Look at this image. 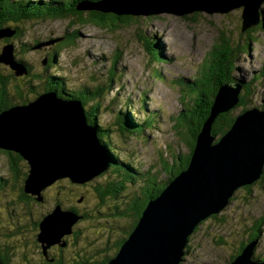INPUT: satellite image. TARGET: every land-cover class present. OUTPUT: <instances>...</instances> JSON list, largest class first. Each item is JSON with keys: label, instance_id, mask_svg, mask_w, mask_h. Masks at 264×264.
<instances>
[{"label": "rangeland", "instance_id": "rangeland-1", "mask_svg": "<svg viewBox=\"0 0 264 264\" xmlns=\"http://www.w3.org/2000/svg\"><path fill=\"white\" fill-rule=\"evenodd\" d=\"M109 2L120 9L127 8L126 11L135 10L139 19L109 28L89 21L82 23L74 16L15 21L22 30L18 35L0 38V54L4 46L12 44L16 58L29 63L32 74L40 75L33 81L38 90L43 89L49 76L58 75L64 78L70 89L82 91L89 87L101 92L96 114L90 110L93 102L92 105L85 104V113L87 120L89 114L95 116L99 130L89 122L90 119L88 123L96 129L105 148L106 144H111L119 162L129 164L145 179H158L160 182L171 176L168 168L176 164L175 156H186L190 151L185 140L188 131L185 126L181 128L178 125L182 121V112L195 109L186 85L198 75H203L207 53L221 35L229 38L238 49L242 47L235 75L245 82L255 79L249 91H242L243 85L240 92H248L247 109H264V2L260 23L246 31H242L243 8L228 12L204 9L178 14L180 11L176 5H159L153 8L159 12L158 15L149 17L144 14L146 9L138 12L148 3ZM88 6L91 5L79 3L77 7L86 10ZM9 24L3 28L7 33L6 27H14ZM73 31L78 33L72 45H57L58 40L60 42L65 35H72L69 33ZM53 52H58V59L56 65L51 66L47 57ZM115 58L118 60L116 65ZM0 75L10 80V92L14 95L17 94L16 86L24 88L28 83L27 73L17 75L9 64L3 62H0ZM236 83L239 82L230 84L235 87L238 86ZM237 107L235 113L240 114L244 106ZM147 115L151 116V123L139 133L131 134L127 130L123 133L117 125L121 118L132 129L130 117L134 124H141ZM101 130L106 133L100 137ZM114 165L85 184L76 183L70 187L67 182L57 185L60 183L57 180L43 189L44 201L34 200L33 205L26 209L24 204L16 202L18 191L10 184L8 155L0 154V177L7 181V185L10 184L0 190L2 250L15 255L13 261L16 263L27 259L35 264L41 263V248L37 246L35 228L30 222L40 220L45 212L54 209L57 201L63 208L75 207L90 216L77 224L79 233L69 237L63 251L59 252L54 246L51 254L72 263L107 249L132 223L131 216H119L115 209L127 207L142 197L143 179L127 187L125 185L114 196H107L104 200L99 198L97 189H105L115 182L114 174H110V170L115 169ZM259 180L251 190L238 188L218 218L207 219L197 231L194 230L188 239L182 264H229L238 247L261 223L254 260H264V178ZM18 227L17 232L7 234V230Z\"/></svg>", "mask_w": 264, "mask_h": 264}, {"label": "water", "instance_id": "water-1", "mask_svg": "<svg viewBox=\"0 0 264 264\" xmlns=\"http://www.w3.org/2000/svg\"><path fill=\"white\" fill-rule=\"evenodd\" d=\"M129 1L148 3L138 10L144 12L146 9V15L159 13L153 9L159 5H176L180 11L178 14L204 9L228 12L243 8L242 31L260 23L264 2ZM102 2L87 9L137 13L113 6L109 0ZM101 4L104 8L98 6ZM6 29L8 33L0 28V38L15 34L14 29ZM0 62L9 64L17 75L28 73L27 67L17 60L12 44L4 46ZM243 83L245 80L241 79L236 83L238 86L227 83L220 87L211 115L197 137L189 166L148 202L137 225L109 264H181L188 239L196 226L220 213L238 188L254 183L264 174V109L253 107L243 111L219 139L212 133L217 116L239 104ZM0 147L16 150L28 161L30 168L25 188L36 195L38 201L44 200L43 189L57 180L68 178L73 183L85 184L110 165L106 148L101 144L96 129L88 123L82 101L61 98L55 91L0 113ZM82 218L83 215L60 204L46 214L40 221L38 234L44 254L47 256L49 248L55 244L66 246L64 237L73 232L75 224ZM255 247L256 240H252L229 264H264V260H254ZM0 264H4L1 257Z\"/></svg>", "mask_w": 264, "mask_h": 264}, {"label": "trees", "instance_id": "trees-1", "mask_svg": "<svg viewBox=\"0 0 264 264\" xmlns=\"http://www.w3.org/2000/svg\"><path fill=\"white\" fill-rule=\"evenodd\" d=\"M104 0H69V1H63V0H0V28H4L7 26V24H12L13 26H8L11 29L13 28L15 30V35H18L21 32V28L18 27V24H15V21H21V20H36L41 18H46L48 16H51L53 18H67L70 16H74L82 23L94 22L99 26H105L107 28L114 27L120 24H129L133 22L135 19H139L136 16L138 15H131V14H119L118 12H113L109 10H102V9H78V4L84 3L92 5L91 7H97L96 4H100ZM98 5L101 8H104V6ZM84 11H88L86 14ZM197 14V13H196ZM158 13L149 14V17L156 16ZM87 16V17H86ZM140 16V15H139ZM148 16V15H147ZM75 22V21H73ZM9 24V25H10ZM7 28V27H6ZM74 33H69L72 35L64 36L63 39L59 42V46L64 45H72L76 40V35L78 32L73 31ZM8 39V38H6ZM219 41L213 44L211 51L207 53L208 57L205 59V62L203 64V75L195 77L189 84H187V94L189 95V98L192 99V101L195 103V109L190 110L187 112H182L181 118L182 121L178 125L186 127L188 134L185 138V140L190 145V151L186 156H175L176 158V164L174 166H171L168 168L170 170L171 176L168 177V180L165 179L163 181H158V179H145L143 178L136 169H133L129 164H126L124 162H119L118 154L114 151V149L111 147V144L107 146L106 144V150L109 154V157L111 158L112 163L109 165V167L104 171L106 172L109 168H111L114 165L115 169L110 170V174H114L115 176V182L110 183L107 188L105 189H97V193L100 199L104 200L105 197L115 195L119 191H122V189L130 184H135L136 182L143 179V185H142V197L136 198L133 203H130L127 207L124 208H116L115 214L119 216L129 215L132 217V223L128 225V227L123 231L122 235L112 244L110 247H107V249L103 251H97L92 256H88L86 258L81 259L80 261H76L69 264H109V261L111 258H113L118 251L120 250L121 246L123 245L124 241L128 238V236L131 234L135 226L137 225L141 214L143 210L145 209L147 203L158 196L161 191L169 184V182L176 177L182 170L186 169L189 164L192 157V154L194 152V148L196 145L197 137L199 133L201 132L205 121L210 117L211 115V109L213 106V103L215 101V97L220 89V87L224 86L227 83H235L240 82L242 79L241 77L236 76L234 73L236 69V63L239 60V52L241 48L236 46H233V44L230 42V39L225 37L224 35H221ZM33 45L31 46V48ZM58 59V52H53L49 55L48 63L50 65L54 66L56 65ZM18 60V59H17ZM22 62L26 67L28 66L25 61L18 60ZM114 64L116 65L118 60L115 58ZM32 69H28L27 67V77H28V83L25 85L23 94H29L32 96H37L41 91H55L59 96H64L67 99H75V100H81L84 104L89 103L91 104L93 102V105L90 110H93L96 114V109L99 108V100L98 98L101 95V92L91 90L89 87H85L82 91H76L73 89H70L66 86V83L64 81V78L58 75H51L46 79V84L44 83L43 90H38V86L33 83L34 80H36L37 75L32 74L30 71ZM237 70V69H236ZM16 74V73H15ZM14 77V75L12 74ZM2 78L0 80V101L5 99L9 94V83L10 80L0 75ZM239 78V79H237ZM237 79V80H236ZM254 77L252 80H249L245 82L244 88L242 91H249L251 87L253 86ZM16 91L22 92V87L17 86ZM240 93V102L238 105L244 106L242 111H245L247 109L248 102L246 100V92L245 94ZM6 93V94H5ZM7 95V96H6ZM8 99V97H7ZM94 99V101H93ZM1 105V104H0ZM237 105V106H238ZM235 107L229 111L220 113L216 120L213 123L212 126V133L215 137L218 139L226 134V132L232 127L236 117L238 114L235 113V110L238 107ZM5 107V106H4ZM3 107V108H4ZM0 111H2V106H0ZM94 115L91 113L89 114L88 120L90 123L94 125L98 129V126L96 124V121H94ZM93 119V120H92ZM150 117H148L143 123L134 124L132 117L129 118V124L133 125L132 129H130L129 125H127L121 118H119V123L117 124L121 130V132H125L126 130L129 131L131 134L139 133L140 129L144 130L146 125H150L151 121ZM99 130V129H98ZM106 132L101 130V133H99L100 137L101 135H104ZM104 142V138L102 139ZM6 154L8 155L9 160V171L11 175V186H15L18 191V196L16 202H20L21 204H26L27 206L33 205V202L31 200H37L36 195L29 193L26 191L25 188V182L29 175V163L27 160L23 157L21 153H19L16 150L12 149H6L0 147V154ZM149 178V176H148ZM261 178H264V174L261 175ZM260 178V179H261ZM122 182H121V181ZM259 181V180H258ZM59 184L57 185H64L66 182L71 187L72 184H75L71 182L68 178H63L59 180ZM256 183V181L252 184H248L245 186H242V188H251ZM8 184V185H10ZM7 185V182L4 179H0V190L5 189ZM119 185V186H118ZM69 186H65L66 189L70 188ZM238 190V189H237ZM38 201V200H37ZM44 201V200H42ZM60 204L58 201L56 203ZM73 208V207H70ZM51 210L48 212H45L43 216L40 218V220L36 221L35 223V230L34 233L36 236V242L37 246L41 248V254L40 258L42 259L41 263L38 264H65L63 261L59 262V259H55L54 261H51L53 257H56V255L48 254L47 256L44 254L42 243L38 240V234L40 232V221L41 219L48 213H50ZM220 213L214 214L207 219H213L218 218ZM83 216H90L87 213L82 214ZM207 219L202 221L196 226V231L198 230L199 226L204 223ZM262 224V223H261ZM261 224H257L255 226L253 233H251L250 238L243 242L240 247L236 250V253L232 255L230 260H233L238 254L241 253L242 249L246 247V245L250 242V240H254L257 237L260 238L259 234ZM38 232V233H37ZM187 250V249H186ZM49 252V250H48ZM15 255H10L8 252H4L2 248L0 247V257L3 259L4 264H35L30 259H27L26 261L22 262H14ZM25 259V258H24Z\"/></svg>", "mask_w": 264, "mask_h": 264}, {"label": "flooded vegetation", "instance_id": "flooded-vegetation-1", "mask_svg": "<svg viewBox=\"0 0 264 264\" xmlns=\"http://www.w3.org/2000/svg\"><path fill=\"white\" fill-rule=\"evenodd\" d=\"M50 55V54H49ZM49 55H48V60H49ZM28 66V69H32L31 68V66L29 65V63L27 64ZM32 73H33V69L32 70H30ZM28 74V73H27ZM37 75V77H39L40 75H38V74H36ZM11 76H12V73H11ZM4 77V76H3ZM13 77V76H12ZM5 78H7V77H5ZM47 83V82H46ZM45 83V84H46ZM17 87V86H16ZM23 90H24V88H22V92L21 91H19V92H17V94H15L14 95V92L12 93V92H10V90H9V95L7 96L8 97V99H7V97L5 98V99H3V100H1L0 101V106H2V111H4V110H7V109H9V108H12V107H15V106H18V105H24V104H28L29 102H31V101H33L34 99H36L38 96H40V95H42V94H44V93H47V92H49V91H41V93H39V95H37V96H32V95H29V94H26V93H24L23 94ZM43 90V89H42ZM40 91V90H39ZM6 94V93H5ZM59 96V95H58ZM59 97H61V98H64V99H66L64 96L62 97V96H59ZM5 106V107H4ZM4 107V108H3ZM2 111H0V113L2 112ZM28 162V161H27ZM9 169H10V167H9ZM0 179H4L3 177H0ZM5 180V179H4ZM6 181V180H5ZM260 181V180H259ZM7 182V181H6ZM258 183V181L255 183V184H257ZM254 184V185H255ZM17 196H18V193H17ZM44 200H45V198H44ZM32 202H34V200H31ZM24 204V203H23ZM58 205V204H57ZM61 206H63L62 204H60ZM24 206H25V208H26V204H24ZM68 209H71V210H75L77 213H79V214H81L82 215V212H80L77 208H75V207H73V208H68ZM33 214V213H32ZM85 218H87V216H83V218L81 219V220H79L76 224H75V226H74V230H73V232L70 234V235H67V236H65L64 237V239H63V241H66V246H60L59 244H55V245H53V246H51L50 248H49V252H48V254H51V249L55 246V247H57V250L59 251V252H61V251H63L64 249H65V247H67V245H68V243H69V237L70 236H72V235H75V234H77V233H79V232H77L76 231V227H77V224L79 223V222H81L83 219H85ZM35 222L32 220L31 222H30V225L31 226H33L34 228H35ZM19 228L20 227H18L17 229H15V230H7V234L8 235H10V234H12V233H15V232H17L18 230H19ZM254 240H257V239H254ZM108 247H110V246H108ZM240 247V246H239ZM55 249V248H54ZM52 255H54V254H52ZM257 259H260L259 257H256ZM55 259H59V262H64L65 264H69V263H71V262H66L64 259H63V257H61V256H57L56 255V257H53L52 258V260L51 261H54ZM260 260H263V259H260ZM73 263V262H72Z\"/></svg>", "mask_w": 264, "mask_h": 264}, {"label": "clouds", "instance_id": "clouds-1", "mask_svg": "<svg viewBox=\"0 0 264 264\" xmlns=\"http://www.w3.org/2000/svg\"><path fill=\"white\" fill-rule=\"evenodd\" d=\"M67 99V98H66ZM70 100V99H69ZM72 100H74V99H72ZM81 101V100H80ZM83 103V102H82ZM83 107H84V109H85V111H86V107H85V104L83 103ZM148 117H151V116H149V115H147V116H144V118H145V120L148 118ZM108 156H109V154H108ZM110 158V157H109ZM112 163V161H111V158H110V164ZM168 180V179H167ZM75 185H76V183H75ZM52 210V209H51ZM144 211V210H143ZM142 215V214H141ZM81 220V219H80Z\"/></svg>", "mask_w": 264, "mask_h": 264}, {"label": "bare ground", "instance_id": "bare-ground-1", "mask_svg": "<svg viewBox=\"0 0 264 264\" xmlns=\"http://www.w3.org/2000/svg\"><path fill=\"white\" fill-rule=\"evenodd\" d=\"M151 2H152V1H151ZM257 181H258V180H257ZM193 233H194V232H193ZM193 233H192V234H193ZM186 253H187V252L185 251V254H186ZM184 259H185V255L181 257V264H182V262L184 261Z\"/></svg>", "mask_w": 264, "mask_h": 264}]
</instances>
